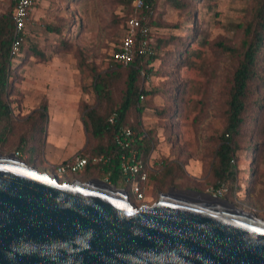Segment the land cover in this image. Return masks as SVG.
Returning a JSON list of instances; mask_svg holds the SVG:
<instances>
[{
	"label": "rangeland",
	"instance_id": "rangeland-1",
	"mask_svg": "<svg viewBox=\"0 0 264 264\" xmlns=\"http://www.w3.org/2000/svg\"><path fill=\"white\" fill-rule=\"evenodd\" d=\"M182 1L184 8L180 9L168 0H158L151 20L144 15L141 17L149 29L150 46L157 38L170 35L177 36L180 41L187 38L188 47L200 39L191 49L192 66L179 68L174 61V65L157 61L148 63L157 74L145 79L146 74L142 72L147 89L171 91L174 86L179 88L178 100L166 99L161 94L141 98L146 106L143 124L156 130L159 142L152 158L155 174L163 172L161 162L167 161L173 163L169 166L179 173V178L163 187L157 180L149 178L143 186L142 200H138L124 183L117 187L126 188L137 206L157 202L160 192L168 193L170 188L174 191L196 190L215 195L264 219V135L240 142L235 177L229 187L215 190V180L210 174L216 148L211 137L218 136L225 127L227 78L244 38L243 24L251 19L255 3L253 0ZM11 2L0 0V15L12 11ZM131 14L139 17L141 9L136 8L134 13L118 0L38 1L29 17L23 52L12 61L15 80L9 101L14 108L15 129L9 142L0 146L1 154L17 155L19 139L26 133L27 146L18 156L39 171L55 172L61 182L92 179L109 182L107 178H100L97 170L59 174L56 167L75 156L88 154L95 144L83 123L86 107L97 104L92 90L93 74L122 67L112 61L111 55L120 44L126 19ZM193 17L194 26L191 24ZM47 26L59 31L52 32ZM63 41L69 44L67 51L62 50ZM174 46L170 44L167 49L177 52ZM147 57L144 62L148 61ZM262 72L264 74V62ZM125 89V83L117 85L114 92L117 100L123 98ZM259 95L264 97V90ZM43 103L48 107L46 130L36 134L30 132L31 125L25 121ZM165 108L173 110L174 116L179 115L178 119L171 120L168 115L156 113ZM173 120L177 121L171 125ZM249 144L257 148L251 161L247 153ZM31 148L32 153L29 152ZM178 162L182 164V170L177 169ZM251 171L252 177L249 176ZM249 180L251 186L245 190Z\"/></svg>",
	"mask_w": 264,
	"mask_h": 264
},
{
	"label": "water",
	"instance_id": "water-1",
	"mask_svg": "<svg viewBox=\"0 0 264 264\" xmlns=\"http://www.w3.org/2000/svg\"><path fill=\"white\" fill-rule=\"evenodd\" d=\"M0 264H264V219L196 190L137 206L0 153Z\"/></svg>",
	"mask_w": 264,
	"mask_h": 264
},
{
	"label": "trees",
	"instance_id": "trees-1",
	"mask_svg": "<svg viewBox=\"0 0 264 264\" xmlns=\"http://www.w3.org/2000/svg\"><path fill=\"white\" fill-rule=\"evenodd\" d=\"M135 0H118L121 5L130 7V11L135 13ZM145 7L141 9L139 18L142 25L147 23L142 19V15L151 20V15L155 12L158 0H143ZM173 7L184 8L182 0H168ZM255 5L251 11V19L243 24V40L240 48L236 51L237 57L231 73L227 78V98L225 101V127L218 136H212L211 140L216 142L214 150V160L211 163L210 174L215 180L213 188L218 190L222 187H229L235 177L234 167L236 152L240 147V142L244 139L262 138L264 135V97L259 95L264 90V74L262 72L264 62V0H253ZM12 11L6 15H0V146L6 145L15 129V114L12 103L9 101L10 89L14 84L15 77L12 73V61L17 56L12 55L11 47L14 35L13 11L16 1L12 0ZM134 16L131 14L126 21ZM194 26V17L191 19ZM52 32H58L59 29L53 26H47ZM80 28V25H79ZM125 34V32H124ZM123 34V35H124ZM195 34V32H192ZM149 34L147 36V39ZM144 37L138 36L137 44ZM26 40V31L24 41ZM23 41V43H24ZM121 41V39H120ZM200 39L192 46L188 47V39L181 40L174 35L170 37L157 38L156 43L151 46L152 52L149 54H138L134 61L127 66H117L106 72L93 74L92 90L97 104L92 107H86L83 123L91 141H95L94 146L88 154L84 156L90 159L86 166V173L93 170L99 172L100 178L107 180L119 186L123 183L120 174L119 159L123 153L122 148L117 142V136L122 127H130L134 133V148L138 150V155L146 165H151L149 169V178L157 180L163 187L173 184L179 178V173L171 169L172 162L162 161V173L155 174L156 170L152 163L153 152L156 150L159 142L157 132L153 128L143 124L142 118L146 106L141 97L154 96L161 94L166 99L178 100L179 88L174 86L171 91L166 89H147L145 80H142V72L146 74L145 79L151 74H157L153 66H148L159 61L177 67L186 68L193 65L192 47L199 43ZM23 43L19 55L23 52ZM120 43V42H119ZM170 44H174L177 52L168 50ZM69 44L62 42V50L67 51ZM36 53V48H32ZM118 46L114 52L117 51ZM18 55V56H19ZM145 56L148 61L144 62ZM112 59V55H111ZM150 63V64H148ZM126 67V68H125ZM119 83H125L126 89L123 98L117 100L114 96L116 87ZM181 99V98H180ZM48 107L46 103L42 107L34 110L26 119L30 124V132L42 133L46 130L45 123L48 117ZM160 116H167L169 119H178L179 115L174 116L173 110L165 108L156 112ZM114 116V122L111 117ZM177 120H173L171 125ZM28 143L27 134L24 133L19 139L17 152L21 151ZM27 146V145H26ZM33 148L30 149L32 153ZM257 148L249 144L247 153L250 154V161L254 159ZM104 155L109 157L106 163L94 164L92 158ZM177 169L182 170V164L176 163ZM154 171V172H152ZM253 176V171L249 174ZM245 190L251 186L250 180L247 182Z\"/></svg>",
	"mask_w": 264,
	"mask_h": 264
},
{
	"label": "built area",
	"instance_id": "built-area-1",
	"mask_svg": "<svg viewBox=\"0 0 264 264\" xmlns=\"http://www.w3.org/2000/svg\"><path fill=\"white\" fill-rule=\"evenodd\" d=\"M16 6L13 11L14 35L12 41V55L18 56L21 45L24 41V33L27 28L29 17L32 10L36 6L38 0H15ZM134 6L138 9L145 7L143 0H135ZM149 29L147 25H142L141 19L137 16H132L126 21L125 34L122 36L117 51L112 54V61L116 64L127 66L131 64L138 54H149L152 48L148 42L147 36ZM138 36L144 37L137 44ZM144 98L143 96L141 97ZM115 117L112 116L110 121L114 122ZM117 142L122 148L123 153L119 159L120 174L122 176L125 187L130 189L137 197L142 200L143 186L149 180V167L139 158L138 150L134 148L135 138L130 127H122L117 136ZM19 155V152H17ZM110 159L104 155L95 156L92 158V163H106ZM90 159L86 156L78 155L68 161L60 163L56 169L58 173L79 172L86 168ZM56 175L55 172L51 173ZM57 176V175H56ZM58 177V176H57ZM126 188H122L127 191Z\"/></svg>",
	"mask_w": 264,
	"mask_h": 264
},
{
	"label": "crops",
	"instance_id": "crops-1",
	"mask_svg": "<svg viewBox=\"0 0 264 264\" xmlns=\"http://www.w3.org/2000/svg\"><path fill=\"white\" fill-rule=\"evenodd\" d=\"M39 1V0H38ZM38 3V2H37Z\"/></svg>",
	"mask_w": 264,
	"mask_h": 264
}]
</instances>
